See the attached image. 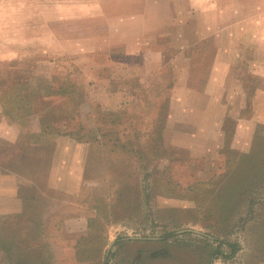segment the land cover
<instances>
[{
  "label": "rangeland",
  "instance_id": "obj_1",
  "mask_svg": "<svg viewBox=\"0 0 264 264\" xmlns=\"http://www.w3.org/2000/svg\"><path fill=\"white\" fill-rule=\"evenodd\" d=\"M0 264H264V0H0Z\"/></svg>",
  "mask_w": 264,
  "mask_h": 264
},
{
  "label": "trees",
  "instance_id": "obj_2",
  "mask_svg": "<svg viewBox=\"0 0 264 264\" xmlns=\"http://www.w3.org/2000/svg\"><path fill=\"white\" fill-rule=\"evenodd\" d=\"M65 103H63L64 105ZM62 105V103H61ZM61 105L60 103H49L46 105V107H44L43 109H41L39 111V114H40V127L43 128V132L45 130H47L46 128H50V127H53V126H60V124L63 122L61 116H57V113L60 112L61 110ZM64 118V117H63ZM67 117L64 118V121L66 122ZM73 119L72 117L70 118V120ZM69 120V118H68ZM55 129V128H54ZM53 131L56 132L57 134L60 133V131H58V129H55ZM68 134H72L70 132H68Z\"/></svg>",
  "mask_w": 264,
  "mask_h": 264
},
{
  "label": "water",
  "instance_id": "obj_3",
  "mask_svg": "<svg viewBox=\"0 0 264 264\" xmlns=\"http://www.w3.org/2000/svg\"><path fill=\"white\" fill-rule=\"evenodd\" d=\"M179 232H194V233H198V234H201V232H199L198 230L196 229H191V228H186V229H182L180 230ZM132 238H136V239H149L150 237H140V236H135V237H132Z\"/></svg>",
  "mask_w": 264,
  "mask_h": 264
}]
</instances>
